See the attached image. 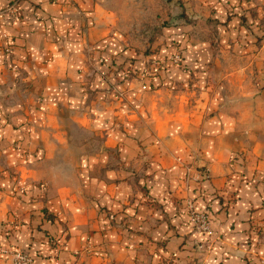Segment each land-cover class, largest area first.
Listing matches in <instances>:
<instances>
[{
	"label": "crops",
	"instance_id": "1",
	"mask_svg": "<svg viewBox=\"0 0 264 264\" xmlns=\"http://www.w3.org/2000/svg\"><path fill=\"white\" fill-rule=\"evenodd\" d=\"M184 2L0 0V264L264 258V0Z\"/></svg>",
	"mask_w": 264,
	"mask_h": 264
},
{
	"label": "rangeland",
	"instance_id": "2",
	"mask_svg": "<svg viewBox=\"0 0 264 264\" xmlns=\"http://www.w3.org/2000/svg\"><path fill=\"white\" fill-rule=\"evenodd\" d=\"M185 2L184 0H162V3L158 4V13H155L153 16V21L150 22H145L146 25L149 26L152 23V27H154V43L158 41L159 37L162 34V28L165 26H170V25H177L179 23H189L188 17L185 15ZM190 23L196 24V20H191ZM149 36V35H147ZM213 33H210L207 35L206 38L210 39L212 43H215ZM155 45V44H154ZM157 45V44H156ZM157 47V46H156ZM174 56H178L180 59L179 54H175ZM173 56V57H174ZM170 59V62L173 63L172 59ZM228 60H231V57H228ZM187 209H188V214H189V221L192 226V229L196 233H207V232H201L197 229V225L193 223V218L194 216L198 213L194 210L193 203L191 201H188L187 203ZM196 213V214H195ZM203 213V212H202ZM199 214V213H198ZM209 227V223H208ZM209 231V229H208ZM200 247L196 246V249L199 251ZM203 252V251H202ZM258 264H264V258L258 260Z\"/></svg>",
	"mask_w": 264,
	"mask_h": 264
},
{
	"label": "built area",
	"instance_id": "3",
	"mask_svg": "<svg viewBox=\"0 0 264 264\" xmlns=\"http://www.w3.org/2000/svg\"><path fill=\"white\" fill-rule=\"evenodd\" d=\"M173 62H178L179 57L174 56L172 59ZM196 214V213H195ZM193 223L197 225V229L201 232H208V223L209 216L208 213H197L193 218ZM13 256V264H33L31 257L23 250H16L12 253Z\"/></svg>",
	"mask_w": 264,
	"mask_h": 264
}]
</instances>
